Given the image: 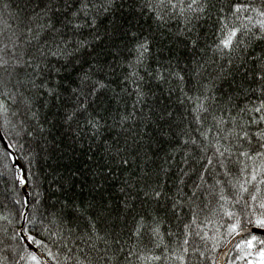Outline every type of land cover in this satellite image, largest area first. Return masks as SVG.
<instances>
[{"label":"snow or ice","instance_id":"1","mask_svg":"<svg viewBox=\"0 0 264 264\" xmlns=\"http://www.w3.org/2000/svg\"><path fill=\"white\" fill-rule=\"evenodd\" d=\"M0 182V264H219L264 229V0H0Z\"/></svg>","mask_w":264,"mask_h":264},{"label":"trees","instance_id":"2","mask_svg":"<svg viewBox=\"0 0 264 264\" xmlns=\"http://www.w3.org/2000/svg\"><path fill=\"white\" fill-rule=\"evenodd\" d=\"M126 7H127V5H126ZM125 15H127L126 12H125ZM117 19H119V14L117 15ZM165 43H167V42H165ZM110 58L111 57H109V59ZM117 71H119V69H117ZM153 90L157 91V96H159L161 99H163V97L160 96V93H159V91L157 89L154 88ZM56 135L59 137L60 133H56ZM113 135H115V133H113ZM67 143H71V140L67 139ZM74 151H75L77 159L79 161H83L84 164L89 163V161H87V159H86V156L83 154V153L87 152V142L84 143L83 150H81V148L79 146H77V148ZM71 154H72V151L69 152V155H71ZM100 155L101 154L99 152H97L96 159L98 160V162H99ZM48 163L49 164L68 163V161H67V158H65L63 161H57V159L55 157H53V159L48 161ZM81 167H83V164H81ZM93 167H95V165H93ZM85 178L88 179L89 183H91L90 173H88L87 170H85ZM119 182H120V177L119 176L116 177V180H114V181L113 180H109V182H108V191L112 192L113 195H115V186L117 184H119ZM5 187H6V185L3 182H0V214H5L6 215L9 212H13L14 213L19 206H16V205L13 204L10 193H6L5 192ZM17 188L20 191V195L23 196L19 185H17ZM85 193L87 194V189H85ZM17 198H19V197H17ZM246 222L247 221L245 219V223ZM0 223H3V222L0 221ZM20 223H22V221H20L17 218L16 219V224L19 225ZM249 228H258L260 230H264V229H261V228H259L258 226L254 225V224L250 225ZM33 234H36V233H33ZM253 234L257 235L261 239H264V234L250 232V233L245 234L240 240L247 239L249 235H253ZM233 237L234 236L228 237L226 232H225V239L221 240L220 247L216 249V253L219 254L221 252V250L228 244V242ZM37 239H44V237L42 235H37ZM239 241L237 243H239ZM236 244L234 245L233 249L231 250V252H230V254H229L228 258H227L226 264H230L231 261H235V264H247V258L245 260H236L235 259L237 255H240L239 250L236 249V247H235ZM33 245L36 246L44 254V256L46 257V253L42 249H40L35 244H33ZM255 247L258 250L261 247V245L259 243H256Z\"/></svg>","mask_w":264,"mask_h":264},{"label":"bare ground","instance_id":"3","mask_svg":"<svg viewBox=\"0 0 264 264\" xmlns=\"http://www.w3.org/2000/svg\"><path fill=\"white\" fill-rule=\"evenodd\" d=\"M19 187H20V189H21V192H22V194L24 195V193H23V186H20L19 185ZM250 232H255V233H261V234H264V230H260V229H258V228H249V231H248V233H250ZM245 235V233H240L238 236H234L229 242H228V244L231 242V241H233L235 238H237L236 239V241L233 243V245H232V248H231V250L233 249V247H234V245L243 237ZM28 243L30 244V245H32L34 248H36L42 255H44L36 246H34L30 241H28ZM227 244V245H228ZM227 245L221 250V252L219 253V255H221V253H222V251L227 247ZM30 247V246H29ZM33 250V249H32ZM231 250H230V252H231ZM230 252H229V254H230ZM229 254H228V256H229ZM228 256H227V258H228ZM227 258H226V255H221V259H220V263L221 264H223L224 263V261H225V264H226V261H227ZM226 259V260H225Z\"/></svg>","mask_w":264,"mask_h":264},{"label":"water","instance_id":"4","mask_svg":"<svg viewBox=\"0 0 264 264\" xmlns=\"http://www.w3.org/2000/svg\"><path fill=\"white\" fill-rule=\"evenodd\" d=\"M23 193H24V190H23ZM24 194H25V193H24ZM236 239H237V238H235L233 241H231V242L227 245V247L222 251L221 255H226V258H227L228 254H229V252H230V250H231V248H232V245H233V243L236 241ZM26 243L30 246L31 249L38 251L36 248H34L32 245H30V244L28 243V241H27ZM38 252H39V251H38ZM39 254H41V253L39 252ZM41 255H42V254H41ZM225 260H226V259H225ZM219 264H221V263L219 262ZM223 264H225V261H224Z\"/></svg>","mask_w":264,"mask_h":264}]
</instances>
